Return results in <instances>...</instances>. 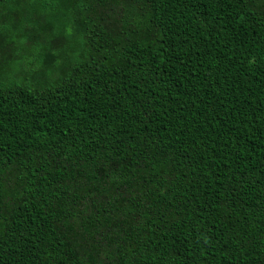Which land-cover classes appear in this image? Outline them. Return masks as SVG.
Returning <instances> with one entry per match:
<instances>
[{
  "label": "trees",
  "instance_id": "1",
  "mask_svg": "<svg viewBox=\"0 0 264 264\" xmlns=\"http://www.w3.org/2000/svg\"><path fill=\"white\" fill-rule=\"evenodd\" d=\"M1 7L0 264H264V0Z\"/></svg>",
  "mask_w": 264,
  "mask_h": 264
},
{
  "label": "rangeland",
  "instance_id": "2",
  "mask_svg": "<svg viewBox=\"0 0 264 264\" xmlns=\"http://www.w3.org/2000/svg\"><path fill=\"white\" fill-rule=\"evenodd\" d=\"M1 10H7V11H10V7H9V8H8V7H6V8H5V7H1V8H0V11H1ZM11 10H16V8L13 6V7H11Z\"/></svg>",
  "mask_w": 264,
  "mask_h": 264
}]
</instances>
